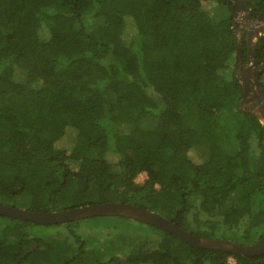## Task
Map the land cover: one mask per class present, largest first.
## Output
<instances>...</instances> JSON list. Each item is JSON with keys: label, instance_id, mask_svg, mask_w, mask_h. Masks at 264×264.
Masks as SVG:
<instances>
[{"label": "trees", "instance_id": "16d2710c", "mask_svg": "<svg viewBox=\"0 0 264 264\" xmlns=\"http://www.w3.org/2000/svg\"><path fill=\"white\" fill-rule=\"evenodd\" d=\"M234 12L228 0H0V204H131L203 238L257 243L263 129L239 109ZM255 54L264 61V37ZM230 260L264 255L195 249L123 217L0 216V264Z\"/></svg>", "mask_w": 264, "mask_h": 264}, {"label": "water", "instance_id": "95a60500", "mask_svg": "<svg viewBox=\"0 0 264 264\" xmlns=\"http://www.w3.org/2000/svg\"><path fill=\"white\" fill-rule=\"evenodd\" d=\"M228 3L230 5L231 3L235 4L231 6L233 11L237 9L235 12V35L237 39L235 77L240 81L244 89V99L239 109L242 112L253 114L260 121L263 129L262 155L264 159V89L259 82V75L264 71V61H259L255 56L257 44L261 37H264V27H259L258 25V27L255 28L252 26L253 32L248 33V62L251 63V66H247L246 64L243 68V41L246 32L238 28L241 25L240 18H242V16L245 15L249 20L250 17L246 9L239 8V1L228 0ZM263 16L264 12L260 15L258 21H262ZM250 22L252 21L250 20ZM238 30L240 33H238ZM257 65H259V68L253 69ZM249 71H251V75L248 74ZM250 93L253 94L252 101L257 100V102L249 104L248 96ZM0 216L29 221L40 225H60L96 217H123L142 222L170 233L195 249L226 252L231 255L243 257L264 255V236L257 243L248 246H242L229 240L203 238L180 228L167 218L131 204L107 203L80 207L70 211L50 213L26 211L0 204Z\"/></svg>", "mask_w": 264, "mask_h": 264}, {"label": "flooded vegetation", "instance_id": "af4514ba", "mask_svg": "<svg viewBox=\"0 0 264 264\" xmlns=\"http://www.w3.org/2000/svg\"><path fill=\"white\" fill-rule=\"evenodd\" d=\"M235 1H239L240 2L239 8H242V9H246L247 10L248 15L250 17V20L252 21V22H250V20L247 19L245 17V15H244L241 18L242 19L240 21L241 22V25L238 28L239 30H243V31L246 32V34L244 36L243 45L246 43L247 44V47H248L247 36H248V33L249 32H253L252 31V26L255 27V28H257L258 25H259V27H264V25H263L264 16H263V20L262 21H258L260 15L264 12V0H262V1L261 0H235ZM232 5H235V4L234 3H231V6ZM236 10H235V12H236ZM235 20H236V17H235ZM239 30H238V33H240ZM248 49H249V47H248ZM256 50H257V47L255 49V52H256ZM255 56H256V54H255ZM246 64H247V66H251V63L248 62V53H247V58H244V61L242 63V67L244 68ZM258 68H259V65L255 66L253 69H258ZM248 74L251 75V71H249ZM252 97H253V94L250 93L249 96H248V99H249V102H250L249 104H252L253 102H257V100L252 101ZM243 99H244V96H243Z\"/></svg>", "mask_w": 264, "mask_h": 264}, {"label": "rangeland", "instance_id": "374dc122", "mask_svg": "<svg viewBox=\"0 0 264 264\" xmlns=\"http://www.w3.org/2000/svg\"><path fill=\"white\" fill-rule=\"evenodd\" d=\"M240 21H241V18H240ZM233 72L235 73V68L233 69ZM192 156H193V158H194V155H192ZM194 161H195L196 163H200V162L198 161L197 157L194 158ZM145 180H146V174H141V175H139V176L137 177L136 182L142 184V183H144ZM98 220H100V219H98ZM230 261H231V264H234V260H230Z\"/></svg>", "mask_w": 264, "mask_h": 264}]
</instances>
